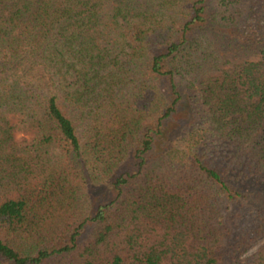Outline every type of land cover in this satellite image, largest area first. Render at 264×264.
<instances>
[{
    "label": "trees",
    "instance_id": "16d2710c",
    "mask_svg": "<svg viewBox=\"0 0 264 264\" xmlns=\"http://www.w3.org/2000/svg\"><path fill=\"white\" fill-rule=\"evenodd\" d=\"M0 264H264V0H0Z\"/></svg>",
    "mask_w": 264,
    "mask_h": 264
},
{
    "label": "rangeland",
    "instance_id": "374dc122",
    "mask_svg": "<svg viewBox=\"0 0 264 264\" xmlns=\"http://www.w3.org/2000/svg\"><path fill=\"white\" fill-rule=\"evenodd\" d=\"M256 8V7H255ZM177 82H178V87L179 89L181 90L182 92V102H181V106H179L178 108V114L176 115V117L178 119H181L183 117H188L190 116V114H194V111L192 110L193 109V99H194V94H195V91L192 90V89H189L187 88L183 82L179 81L177 79ZM176 118V119H177ZM127 165H125V168H126ZM130 166V165H128ZM258 244L254 245L249 251H248V254L252 253L255 251L256 249V246Z\"/></svg>",
    "mask_w": 264,
    "mask_h": 264
}]
</instances>
